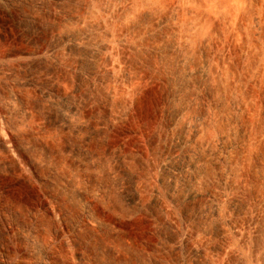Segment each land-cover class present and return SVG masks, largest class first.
Wrapping results in <instances>:
<instances>
[{
    "label": "bare ground",
    "instance_id": "obj_1",
    "mask_svg": "<svg viewBox=\"0 0 264 264\" xmlns=\"http://www.w3.org/2000/svg\"><path fill=\"white\" fill-rule=\"evenodd\" d=\"M0 9L12 18L0 21V264H137L114 237L133 223L111 216L115 195L101 202L119 192L141 204L140 167L154 177L146 221L155 220L162 264H264V0H0ZM230 15L244 30L252 24L240 47L245 57L255 46L247 64L215 50L223 21L233 34ZM60 51L75 61L70 93L58 78ZM135 71L155 72L165 89L161 121L150 158L132 155L140 167L121 153L108 167L106 151L93 150L99 141L89 144L93 90L109 83L113 99ZM250 87L252 107L242 94ZM49 137L64 144L46 148ZM16 174L43 197L27 213L9 205Z\"/></svg>",
    "mask_w": 264,
    "mask_h": 264
},
{
    "label": "rangeland",
    "instance_id": "obj_2",
    "mask_svg": "<svg viewBox=\"0 0 264 264\" xmlns=\"http://www.w3.org/2000/svg\"><path fill=\"white\" fill-rule=\"evenodd\" d=\"M253 3V2H252ZM251 2H250V4H252ZM252 5H254V4H252ZM251 5V8H250V5H248L249 7V9H250V11H249V14H251L252 12H251V9L252 8H255V7H253ZM248 9V10H249ZM254 11V10H253ZM226 13V12H225ZM0 21H1V23H6V22H12L11 20H12V18H11V16L10 15H8V13L7 12H3V10H1L0 9ZM227 14V13H226ZM229 15V14H228ZM4 19V20H3ZM6 19V20H5ZM223 19V18H222ZM228 19H230V22L231 21H233L232 23H230V24H232L231 26H232V29H233V34L231 33L230 34V32H228V28H226V27H228L227 26V24L226 23H224L225 21H223L222 23H221V26H220V23L218 24V27H213L212 29H219V26L220 27H222L221 29H225V32L223 33V34H221V35H223V36H220V33H222V31H221V29H220V33L218 32L217 33V35L216 36H218V34H219V38L217 37V39L215 38L214 40H215V43H216V45H215V50L222 56V57H225V60L226 61H228V62H231L230 60H232V61H234L235 62V64H237V62L239 63V64H242V62H244L245 64H247V63H249L250 61H251V59H255V56L253 57L252 55L254 54V52H255V54H256V50L254 51L253 49L255 48V46H252L251 47V50H252V53H251V50H250V48H249V51L246 53V55H245V57H244V54H242L243 52H242V50L240 49V47H241V45L242 44H244L245 42H247L248 40H251V39H253V27H252V24H250V26H248V28L247 29H249V30H244V29H242V27H241V18H239V19H236V18H234V17H231V15L230 16H228ZM235 19V20H234ZM224 20V19H223ZM237 20V21H236ZM239 20V21H238ZM6 21V22H5ZM226 26H225V25ZM224 25V26H223ZM215 26H217V25H215ZM211 28V27H210ZM211 29V30H212ZM2 29H0V31H1ZM16 30V31H15ZM17 30H19L18 29V27H17V29H15V27L13 28V31H14V33H16V34H18L19 33V31H17ZM210 30V29H209ZM227 31V32H226ZM236 32V33H235ZM251 32V33H250ZM228 34H230V35H228ZM243 34V35H242ZM45 33H42V35L41 36H39V37H41V38H39V39H41V41L43 42H45L46 40H45ZM17 38V40H16V42L17 43H21V41H23V39H24V37H22V35H19L18 34V36H16ZM47 39V38H46ZM227 39V40H226ZM20 40V41H19ZM247 40V41H246ZM217 41V42H216ZM253 44V43H252ZM2 48L0 47V50H1ZM238 50V51H237ZM61 52V51H60ZM231 52V53H230ZM230 53V54H229ZM61 54V55H60ZM64 54V52H61V53H59V57H60V59H59V61L60 60H62V61H60V64H61V66L59 65L58 66V68H61V69H58V78H60V80H61V87H62V89H63V91L64 92H67V93H70V92H72V90H74L75 89V85H74V82H73V80H75L74 78V76L72 75L73 73L72 72H70L69 70L71 69L70 68V65L72 66V64H75V61L73 62V57L71 58V57H68L67 55L65 56V54ZM233 54V55H232ZM237 54V55H236ZM242 54V55H241ZM226 55H227V57H226ZM230 55V56H229ZM248 56V57H247ZM62 57V58H61ZM68 57V58H67ZM253 57V58H252ZM228 58V59H227ZM230 58V59H229ZM238 58V59H237ZM248 58V59H247ZM250 58V59H249ZM237 59V60H236ZM242 60H244V61H242ZM248 61V62H247ZM62 62H65V64L64 63H62ZM69 64H68V63ZM241 62V63H240ZM247 62V63H246ZM66 63H67V65H66ZM63 64H64V66H63ZM156 64L157 63H155L154 64V66H156ZM65 65L67 66L66 68H63V67H65ZM212 65V64H211ZM210 65V68H211V70L212 71H214L215 70V68H214V66H211ZM63 66V67H62ZM157 66H160L159 64L157 65ZM246 66H248V65H245L244 67H246ZM68 68H70V69H68ZM214 68V69H213ZM156 69L158 70V68L156 67ZM160 69V68H159ZM69 71V72H68ZM155 74V72L152 74L153 76L150 78H148V77H146L145 75H144V73H142L141 74V72H137V71H135V72H133V75H132V77H131V79L129 80V81H127L126 83H123V84H121V85H118V87L119 88H117V90H116V93H115V96L113 97V99H111V98H108V96H106L107 94H106V92H108V87L110 86V84H109V86H108V84L106 85L107 86V89H105L106 88V86L104 87V86H102V87H97L96 89H94L93 90V97H94V101L96 102V106H97V108H96V110L95 111H93L92 110V113H91V116H92V127H91V132H94V130H95V133H93V135H92V137L90 138V141H89V144H91V143H95V142H97V141H99V143H97V145H96V143L94 144V147L93 146H91V145H93V144H91L90 145V147L92 148L93 147V150H95V152H97V151H99V152H97V153H99L100 154V152H102L103 150V154H104V152L106 153V154H104L105 156H103V154H102V156H103V158L104 159H106V157H107V162H106V160L104 161V162H106L105 163V165H107L108 167H110V165L109 164H111L110 163V161L111 160H109V159H113V157L115 156V153H121V154H123L124 155V157L125 158H127V160L129 159V161L128 162H126V163H128V165L130 166V164H131V166H132V168H133V170L135 169L134 168V165L135 164H132V162H133V160L135 161L134 163H136V166H139V164L137 163V160H139L141 157V159L143 160V157L145 158V159H149L150 157H149V155H148V157L146 156L147 154H150V153H147V154H145L144 155V151H148L150 148H151V144H152V140H153V134H155V128L157 129V126H158V124H159V122L158 121H161V115L159 114V112H161V106H160V104L162 103V99H163V97H164V94L165 93H163V92H165V89H164V91H163V86H161L160 84H159V82L156 80L157 78L155 77V76H157V75H154ZM156 74H158V73H156ZM140 75H142V76H140ZM65 76V77H64ZM144 76V77H143ZM155 79H154V78ZM153 78V79H152ZM139 79V80H138ZM155 80V81H154ZM156 83V84H155ZM160 85V86H159ZM85 87V88H84ZM160 87V88H159ZM254 87V86H253ZM253 87H250V89H246V91H244V93H242L243 94V96H244V98H245V96L247 97V100H246V102L248 103L249 102V105H251V106H249V107H252L253 106V104H255L254 102H256V103H258L259 104V99L257 98V94H256V88L254 87V89H255V91H254V89H253ZM102 88V89H101ZM143 88V89H142ZM82 89H85L84 91L82 90V92L84 93V92H86V93H88V88L86 87V86H83V88ZM106 90V92H105V90ZM142 90V91H141ZM137 91V92H136ZM250 91V92H249ZM82 92H80V93H82ZM105 92V93H104ZM256 94H254V93ZM80 93H78V95L80 94ZM137 93V94H136ZM249 93H251V94H249ZM253 93V94H252ZM96 94V95H95ZM161 95V96H160ZM106 96V97H105ZM128 96H130V97H128ZM134 96V97H133ZM141 96V97H140ZM163 96V97H162ZM250 96H251V98H250ZM256 96V97H255ZM129 98H131V99H129ZM252 98H254V99H252ZM258 101H256V100ZM98 100V101H97ZM104 100V101H103ZM107 100V101H106ZM131 100V101H130ZM253 100V101H252ZM255 100V101H254ZM160 101H161V103H160ZM250 101H251V103H250ZM106 102V103H105ZM116 102V103H115ZM127 103V104H126ZM130 103H132V104H130ZM100 104V105H99ZM104 106H103V105ZM112 104V105H111ZM125 104V106H123L124 108V110L122 109V105H124ZM136 104V105H135ZM139 104V105H138ZM118 105L120 106L119 108H118ZM113 106V107H112ZM129 108H128V107ZM158 106H160L159 108H160V110H159V108H158ZM115 108V109H114ZM121 108V109H120ZM136 108V109H135ZM100 109V110H99ZM115 110V111H117L118 113H116V115H115V113L114 114H111V112H113V110ZM119 110V111H118ZM122 110L125 112H123L122 113ZM114 111V112H115ZM159 111V112H158ZM109 112H110V114H109ZM96 114V115H95ZM99 114H100V116H99ZM117 114H119L118 115V117H117V119H116V117H114V115L115 116H117ZM102 115V116H101ZM113 115V116H112ZM100 117V119L101 118H103V119H101L102 120V122H104V124H103V127H102V125L100 126V127H97L98 126V119H99V117ZM95 117H97L96 119H95ZM110 117V118H109ZM113 117H114V122H112L111 120L113 119ZM121 117V118H120ZM112 118V119H111ZM157 118H160V120H158ZM100 119H99V121H100ZM158 120V121H157ZM157 122V123H156ZM111 123V124H110ZM153 123V124H152ZM108 124V125H107ZM156 124H157V126H156ZM154 126H155V128H154ZM152 128V129H151ZM154 129V130H153ZM93 130V131H92ZM96 132H98L97 134H96ZM99 135H101V136H99ZM95 136V137H94ZM98 136V137H97ZM57 137V136H56ZM56 137H52V138H56ZM61 137V136H60ZM93 137H94V139H93ZM97 137V138H96ZM100 137V138H99ZM51 137H49V139H50ZM51 138V139H52ZM61 138H63V137H61ZM96 138V139H95ZM99 138V139H98ZM102 138V139H101ZM48 139V138H47ZM50 139V141H49V144H50V146H48V147H46V148H49V147H54L55 145V147L57 148H59L60 146L58 145L59 143L61 144V142H62V144H64V139H62V141H58V139L60 140V138L58 137V139H55L54 141H53V139L51 140ZM95 140V141H94ZM97 140V141H96ZM149 140V141H148ZM151 140V141H150ZM47 141V142H48ZM56 142V143H55ZM59 142V143H58ZM73 142H75V140L73 141ZM102 142V143H101ZM151 142V143H150ZM49 144H47V145H49ZM103 144V145H102ZM99 145H101V146H99ZM149 147V149L148 148H146V147ZM52 147V148H53ZM98 147H100V150H102V151H100L99 150V148ZM102 147V148H101ZM98 148V149H97ZM49 149H51V148H49ZM122 149V150H121ZM148 149V150H147ZM115 150V151H114ZM150 151V150H149ZM148 151V152H149ZM108 152H110L111 154H109L108 156H110V158L107 156V154H108ZM113 153V154H112ZM132 153V154H131ZM141 154V155H140ZM111 155H113V157L111 158ZM126 155V156H125ZM129 155H131V156H129ZM135 155H140L138 158H137V160H135V159H133L134 157L133 156ZM101 156V157H102ZM129 157H133L132 159V161H130L131 160V158H129ZM137 157V156H136ZM135 157V158H136ZM103 159V160H104ZM140 159V160H141ZM126 161V160H125ZM131 162V163H130ZM130 163V164H129ZM135 166V167H136ZM140 167V166H139ZM138 167V168H139ZM130 168V167H129ZM137 168V169H138ZM141 169V167L139 168V170ZM132 170V169H131ZM132 170V171H133ZM139 170H137V171H133V172H136L137 173V176H138V178L136 177L135 178V180H137V181H135V185L137 186L138 184V189L140 190V192H141V195H140V197H141V200H140V202H141V204H133V205H131V204H127V203H125L124 202V197H123V195L120 193V194H118L119 192H114V193H116L117 194V196H116V194H113L112 192V194L110 193L109 194V196L111 195V198L108 196V198H106V200L108 199V201L106 202V200L104 201L105 203L103 204V202H101L102 203V205H104V206H108L109 207V204L112 202H110L109 203V201L111 200V199H113V195H115L114 196V198H115V200H114V202L116 203H111L110 205L112 206V207H114V205H115V207H120L118 210H119V213L118 212H113V210H111V209H114V210H116V211H118L115 207L114 208H111V206H110V210L112 211H110L111 212V216L112 217H115L116 216V218H118L119 220H121V221H130V222H132L133 224H132V226H131V223H130V228H129V225L126 227V228H128L127 229V231H126V229L124 228V230L122 231V230H117V231H115L114 232V237H115V239H116V241H119V244H122L121 246L124 248V250L126 251V252H128V257H127V259H124V260H127V261H130V259H131V256H133L134 255V257H136L137 258V261H138V263L137 264H150L149 262H154V264H162V261L164 262V259L162 260V256H164V254L162 253L163 251L162 250H160V249H162L163 247H161L160 248V246H162L158 241L159 240H157L158 238H159V235H156L157 234V232H156V227H155V231H153V229L154 228H151V226L153 227V225H155V220L154 221H152V223L153 224H151L150 226L148 225V224H150V222L148 221H146L147 220V218L149 217L150 219H151V216H149V215H151V209L149 208V207H147V203L149 202L148 200L151 198L150 196V190L147 188V187H150L151 188V186L153 185V183L154 182H151V183H149V184H147V180L148 181H152V180H154V177H153V175H150V179L148 178V177H145L144 175H143V173H142V171H139ZM140 172V173H139ZM139 174L140 175H142V178L139 176ZM17 175V174H16ZM15 175V177H16V179L15 178H13V180H15L16 182H18V185L20 186H15L14 188H15V190L13 189V191H10L11 192V194L9 193V195H7V197L8 196H10V198L8 197V199H6V202H7V204H8V201H9V205L10 206H13L14 205V202L13 201H16V202H18L17 203V205L15 204L14 205V209L16 208V207H18L19 205V202H20V205H21V207L22 208H24V210H26V212L25 211H23L22 210V208H17V209H20L21 211V213H27V211L29 210H32V209H28V208H34L35 206L37 207V205H39L40 203H41V201H42V199H43V197L41 196V193H40V190H39V188L37 189V185H34V184H32V183H29L28 181H26L23 177L24 176H20L19 175V177H18V175L16 176ZM144 176V177H143ZM152 176V177H151ZM141 179H140V178ZM17 179H18V181H17ZM124 179L125 180H123V182L126 184L125 185V187L127 188V187H130L129 186V184H130V182H128L130 179H128V177H124ZM128 179V180H127ZM139 179V180H138ZM144 180V181H143ZM11 181H12V179H11ZM127 181V182H126ZM14 182V181H13ZM21 184V185H20ZM152 184V185H151ZM19 187V188H18ZM13 188V187H12ZM12 188H11V190H12ZM149 190V191H148ZM15 192V193H14ZM13 194V195H12ZM15 195V196H14ZM6 197V198H7ZM12 197V198H11ZM13 199V200H12ZM8 200V201H7ZM32 200V201H31ZM118 200V201H117ZM98 204H101L100 203V201H98V200H95ZM15 202V203H16ZM96 202H94V204L96 203ZM143 202H147L146 203V205L143 203ZM12 203H13V205H12ZM22 203V204H21ZM108 205H107V204ZM34 204V205H33ZM98 204H96V205H98ZM106 204V205H105ZM120 205V206H116V205ZM16 206V207H15ZM24 206H28L27 207V209H25V207ZM31 206V207H30ZM99 206H101V205H99ZM134 207V208H133ZM144 207V208H143ZM145 208H148L147 210L145 209ZM16 210V209H15ZM146 210V211H145ZM28 211V212H29ZM126 211V212H125ZM150 212V214H149V212ZM141 212V213H140ZM114 213H116V215L114 214ZM132 213V214H131ZM136 213V214H135ZM113 214L115 215V216H113ZM133 215V218L134 219H136V221H138V222H136L133 218L132 219H130V217H129V215ZM134 214L136 215V216H134ZM149 214V215H148ZM118 216V217H117ZM148 216V217H147ZM136 217V218H135ZM148 218V219H149ZM142 219V220H141ZM132 220H134V221H132ZM125 221V222H126ZM127 221V222H128ZM134 222H135V224H134ZM142 226V227H141ZM136 227V228H135ZM132 228V229H131ZM149 228V229H148ZM130 229V230H129ZM136 229V230H135ZM129 230V231H128ZM136 231V232H135ZM126 233V234H125ZM151 233V234H150ZM106 235H107V233H106ZM133 237V238H132ZM139 237V238H138ZM158 237V238H157ZM142 241V242H141ZM157 242H158V244H157ZM136 243V244H135ZM134 244V245H133ZM146 246V247H145ZM141 249V250H140ZM146 249V250H145ZM149 252V253H148ZM137 253V254H136ZM141 253H143V255H139V254H141ZM148 253V254H147ZM64 254H65V257H66V252H64ZM133 254V255H132ZM135 254H136V256H135ZM138 255L139 256H142V259L140 258V257H138ZM130 257V258H129ZM128 258H129V260H128ZM133 258V257H132ZM136 258H134L135 260L134 261H136ZM152 258V261L150 260V259ZM157 258V259H156ZM164 258H165V256H164ZM111 259V258H110ZM112 260V259H111ZM114 260V259H113ZM148 260H150L149 262H147ZM126 261V262H127ZM143 263H142V262ZM159 261V262H158ZM125 262V261H124ZM151 263V264H152ZM125 264V263H124ZM163 264H165V263H163Z\"/></svg>",
    "mask_w": 264,
    "mask_h": 264
}]
</instances>
